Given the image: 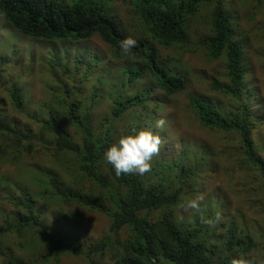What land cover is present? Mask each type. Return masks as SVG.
Masks as SVG:
<instances>
[{"label":"trees","instance_id":"16d2710c","mask_svg":"<svg viewBox=\"0 0 264 264\" xmlns=\"http://www.w3.org/2000/svg\"><path fill=\"white\" fill-rule=\"evenodd\" d=\"M114 1L0 0V17L20 38L79 44L97 36L109 47L113 59L103 61L102 57L90 55L85 50L81 54L82 57L87 55L88 61L99 64L96 68L99 92H91L90 107L77 109L81 100L72 96L70 102L55 96V105L44 103L37 110L36 116L41 118L34 128L23 126L21 132H16L0 122V137H4L0 140V159L10 154L18 157L39 145L52 150L48 153L52 163L67 172L66 178H61L50 169L27 164V184L19 186L8 182L9 186L15 185L17 194L8 191V198L16 210L12 219L0 223V254L5 255L2 251L7 250L3 246L6 234L22 237L27 232V242L19 246L35 254L29 264H59L60 256L66 252L82 256L87 264H96L97 258L104 257L110 264H246L249 260L258 264L249 254L264 251V156L259 154L264 148L254 144L251 131L254 121H261V118L253 115L246 103L250 97H258L254 90L245 88L243 49L248 36H240L237 31L239 19L233 16L232 5L228 9L224 4L227 0H120L134 22L135 28L130 31L112 7ZM261 4L262 0H256L252 15ZM202 6L209 7L208 26L194 41L189 31L197 33L194 25ZM12 35L15 33H11L10 38ZM128 36L137 40V46L129 55H122L118 45ZM9 43L18 47L15 48L18 53L12 51L13 55L7 56L1 50L2 45L0 53L4 59H0V67L13 59L21 62L26 50H31L29 45L22 50L21 43ZM171 47L180 53L201 51L210 60L222 58L224 61V80L217 82V78L212 77L211 89L227 97L226 107L207 95L191 96L189 106L200 125L238 135L234 154L238 170L256 178L255 191L258 193L249 201L250 210L258 218L254 225L246 222L239 210L228 216L219 215L217 220L216 210L224 202V197L218 193L216 197L207 196L200 210L188 218L174 215L177 205L194 193L200 176L199 165H206L205 156L213 158L215 153L207 144L189 145L177 139L179 152L165 155L164 149L171 137L155 128V120L161 118L158 113L162 103L154 98L150 101L148 95L161 91L172 96L185 87V77L168 65V58L160 55L159 48ZM79 48L86 49L77 46L75 50ZM44 59H39L42 64ZM46 62L55 66L53 60ZM143 78H149L150 84L138 92L122 90L125 85L135 86ZM80 89L83 90L82 85ZM6 93L12 108L20 110L23 104L20 90L11 84ZM108 94L113 97L108 99L107 109L99 116L92 114L91 110L99 107L102 97ZM149 127L163 140L150 171L142 175L116 176L111 165L102 160L103 152L121 134ZM3 131L10 133L3 135ZM24 139L27 142L23 147ZM11 144L15 145L12 150L8 149ZM63 158H70L67 168ZM154 175L159 178L164 175L166 180L162 178L154 184L151 181ZM36 198L107 216L109 223L105 233L82 248L78 236L81 216L68 211L69 216L65 215L64 220L69 230L51 235L35 209ZM207 220H212L213 224L205 223ZM11 257L7 264H26Z\"/></svg>","mask_w":264,"mask_h":264},{"label":"rangeland","instance_id":"374dc122","mask_svg":"<svg viewBox=\"0 0 264 264\" xmlns=\"http://www.w3.org/2000/svg\"><path fill=\"white\" fill-rule=\"evenodd\" d=\"M255 2L256 0H227L224 4L228 9H231L232 5L233 16H237L239 19L237 31H239L240 36H248L247 43L244 42L245 47L243 49L244 67L246 69L244 84L245 88L254 90L258 98L252 96L246 100V103L253 115L261 118V121H254L255 124L251 131V136L257 147L264 148V0H262L259 10L253 12L254 14L252 15V6ZM112 7L125 28L133 31L135 28L134 22L129 17L125 4L120 0H116L112 3ZM208 17L209 7L202 6L198 21L194 25L197 28V33L193 34L194 32L189 31V36H192L194 41L198 38V33L203 34L207 30ZM11 33H15L14 36H18L10 25L0 17V48L3 45L1 50L6 52L7 56L13 55L11 54L12 51L18 53V51H15V48L18 47L14 48L13 43H9V41L15 42L14 44L21 43L23 45L20 47L22 50H25L26 45H29L31 50H26L21 62L13 59V61H9L10 63L8 62V64L0 67V97L3 98V101L0 102V122L6 124L5 126L9 130L16 132H21L23 126L34 128L37 119L41 118L40 115L36 116L37 110H39L40 106H44V103L47 106L55 105L53 103L55 96L65 98V100L70 102L72 96L79 101L81 100L77 105V109L90 107L91 92L93 90L99 92L97 89L99 86L96 82L98 76L96 68L99 64L88 61L87 55L82 57L81 54L85 50L90 55L102 57L101 60L103 61H111L113 60L110 58L111 52L106 44L97 36L76 44L70 41H52L49 43L45 40H38V42H35V40L22 37L23 40H21L19 36L13 39V35L10 38ZM77 46L86 49L79 48L76 51L75 47ZM187 49L190 50L189 46H187ZM159 52L164 59H169L168 65L178 70L186 80L184 89L175 95L166 96L161 91L151 92L148 95L150 101L154 98L162 103L158 113L160 117L166 120L162 132L167 133L171 137L165 146V155H176L179 152L178 145H176L177 139H183L189 145L203 143L211 146L215 155L213 158L205 156L206 165L197 167L199 169L198 172L200 171L198 173L200 176H198L199 181L195 185L196 188L194 187V193L190 194L191 197L202 194L204 200H206L207 196L216 197L218 193L224 197V202L219 204L220 208L216 210L217 214L228 216L230 213L239 210L245 216L244 220L254 225L258 218L254 211L250 210L249 201L258 193L255 191L256 178L250 174L248 175V172L238 170V163L235 161L236 158H234L235 146L239 140L238 135L233 133L225 134L200 125L189 106L191 96L207 95L212 100L222 103L221 106L226 107L224 103L227 102V97L223 96L219 91L211 89L212 77L217 78V82L224 80L223 59L210 60L201 51H183L180 53L173 47L159 48ZM40 57L45 58L43 64L39 60ZM81 58L83 59L81 60ZM0 59H4L1 53ZM49 60H53L55 66L46 62ZM120 60L123 61V59ZM89 64H92V66ZM6 81L8 82L6 83ZM11 84H14L23 94V104L20 110H14L8 100L6 88ZM148 84H150L149 78H143L137 81L135 86L125 85L122 90L126 93L134 90L138 92ZM81 85L83 86L82 91L80 89ZM112 97L113 95L110 94L103 96L99 107L91 110V113L99 116L107 109L109 105L108 99ZM3 132L1 133L3 135L10 133L8 131ZM3 138L0 137V140ZM26 142L24 139L22 146ZM32 142L35 144L34 136H32ZM14 147L15 145L11 144L8 149L12 150ZM51 151L49 148L44 149L42 146L34 145L31 151H24L18 157L9 153L8 158L0 159V223L6 219H12L13 211L16 210V207L8 198V191L13 195L17 194L14 190L15 185L10 184L9 186L8 182L10 181L19 186L27 184L25 182L29 175L25 171L27 164H35L39 167L50 169L61 178H66L67 172L52 163V156L48 154ZM259 154L264 156L262 150H259ZM63 161L65 168H67L70 165V158H63ZM216 164L218 165L217 168H215ZM162 178L165 179L164 175L160 178L154 175L151 176V181L157 184ZM164 184L168 185L167 182ZM244 184L247 185L244 186ZM86 186H88V183ZM209 192L211 195H209ZM217 203H219V199ZM35 209L51 235H55L56 232L65 233L69 230L70 226L64 220L65 215L69 216L68 211L79 214L81 217L78 236L82 248L87 243L97 241L105 233L109 223L108 217L99 212L86 211L77 206L45 202L40 198L35 199ZM175 209L174 215L176 218L181 216L188 218L195 211L192 209L182 210L178 207ZM28 237L29 234L27 232L22 237L16 236L14 233L6 234L3 238V246L7 247V250L2 249L5 255L0 254V264H7L11 256V258H18L26 264L35 259V254H32L33 251H27L22 246H19V243H26ZM120 237L122 238L123 235L121 234ZM59 264H87V262L82 259V256H74L66 252L60 256ZM96 264H110V262L104 257L97 258Z\"/></svg>","mask_w":264,"mask_h":264},{"label":"clouds","instance_id":"9594fccd","mask_svg":"<svg viewBox=\"0 0 264 264\" xmlns=\"http://www.w3.org/2000/svg\"><path fill=\"white\" fill-rule=\"evenodd\" d=\"M137 46V40L128 36L119 42V50L122 55H129ZM166 120L161 117L155 120V128L163 129ZM163 140L161 136L152 128H139L126 134H121L119 139L112 143L102 154V160L111 165L116 176L128 174H144L151 169L153 158L160 152ZM204 196L196 195L180 202L177 206L182 210L192 209L200 210ZM220 219L219 214L216 217ZM205 223L213 224L212 220ZM254 257L258 264H264V251H254L249 254ZM252 264V260L246 262Z\"/></svg>","mask_w":264,"mask_h":264}]
</instances>
